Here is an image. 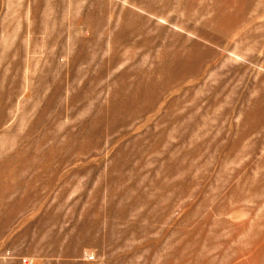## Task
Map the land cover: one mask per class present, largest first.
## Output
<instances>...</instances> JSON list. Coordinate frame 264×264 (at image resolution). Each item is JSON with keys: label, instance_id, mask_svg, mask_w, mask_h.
Instances as JSON below:
<instances>
[{"label": "rangeland", "instance_id": "rangeland-1", "mask_svg": "<svg viewBox=\"0 0 264 264\" xmlns=\"http://www.w3.org/2000/svg\"><path fill=\"white\" fill-rule=\"evenodd\" d=\"M0 264H264V0H0Z\"/></svg>", "mask_w": 264, "mask_h": 264}]
</instances>
